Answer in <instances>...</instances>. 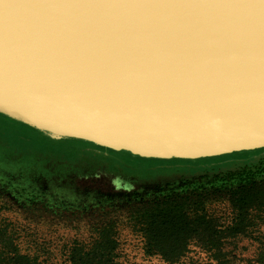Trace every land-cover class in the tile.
I'll return each mask as SVG.
<instances>
[{
    "label": "water",
    "instance_id": "obj_1",
    "mask_svg": "<svg viewBox=\"0 0 264 264\" xmlns=\"http://www.w3.org/2000/svg\"><path fill=\"white\" fill-rule=\"evenodd\" d=\"M0 115L142 159L264 148V0H0Z\"/></svg>",
    "mask_w": 264,
    "mask_h": 264
},
{
    "label": "rangeland",
    "instance_id": "obj_2",
    "mask_svg": "<svg viewBox=\"0 0 264 264\" xmlns=\"http://www.w3.org/2000/svg\"><path fill=\"white\" fill-rule=\"evenodd\" d=\"M14 122L0 117V229L9 234L7 243L13 242L19 254L35 257L41 264H69L70 248L92 243L105 221L114 225L121 264H172L144 254L145 240L127 219V209L184 188L187 182L246 169L240 165L243 162L255 168L264 160V151L183 160L191 163L140 160L85 142L51 139ZM210 212L223 225L233 218L226 203L211 205ZM250 232L224 239L234 254L230 264H254L256 250L264 246V218L254 220ZM209 257L190 246L185 257L173 264H210Z\"/></svg>",
    "mask_w": 264,
    "mask_h": 264
},
{
    "label": "trees",
    "instance_id": "obj_3",
    "mask_svg": "<svg viewBox=\"0 0 264 264\" xmlns=\"http://www.w3.org/2000/svg\"><path fill=\"white\" fill-rule=\"evenodd\" d=\"M0 117L13 123L8 118ZM84 144L97 148L92 144ZM262 151L264 150L232 155L247 156ZM110 153L117 154L113 151ZM126 155L134 158L130 154ZM262 161L264 160L255 168L248 167L250 164L243 162L240 165L242 168L247 167L246 169L226 175L219 173L212 177L204 176L202 181L187 182L184 188L160 193L130 206L127 209V219L145 240L144 254L159 256L163 261L173 264L185 257L190 246H195L210 256L211 263H232L234 254L223 243L224 239L248 236L252 233L250 231L253 229L254 220L264 218ZM251 165L256 166L254 162ZM225 203L233 213V218L227 225L220 224L210 212L211 205ZM105 222L96 229V238L92 243L74 244L70 248L67 258L69 264H121L116 254L118 246L114 239V225L111 221ZM8 235L5 230L0 229V264H41L35 257L19 254L13 242L7 243ZM253 263L264 264V246L256 250Z\"/></svg>",
    "mask_w": 264,
    "mask_h": 264
}]
</instances>
